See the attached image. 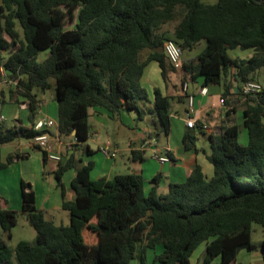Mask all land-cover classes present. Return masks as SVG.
<instances>
[{
    "label": "trees",
    "instance_id": "obj_1",
    "mask_svg": "<svg viewBox=\"0 0 264 264\" xmlns=\"http://www.w3.org/2000/svg\"><path fill=\"white\" fill-rule=\"evenodd\" d=\"M64 8L68 14L77 9L74 27L69 29ZM166 40L174 41L182 52L201 40L205 47L176 70L163 51ZM234 48L254 53L247 59L232 58L228 51ZM0 51H9L0 69L16 82L8 89L9 96L19 105L28 101L29 122L27 127L0 123V146L19 139L31 141L42 133L34 130L33 123L37 92L47 89L54 90L62 139L73 138L76 144L88 139L92 107H103L114 117L122 110L134 111L138 119L150 112L159 132L168 134L171 97L155 88L152 106H147L151 100L141 78L148 63H157L163 80L169 72L175 73L181 88L198 78L202 87L224 81V97L231 86L226 82L231 68L237 83L257 81V72L264 81V0L212 4L202 0H0ZM46 51V57L38 60ZM260 85L257 97L242 102L240 123L228 119L218 134L209 135L206 159L213 167L209 179L197 164L185 181L170 183L164 194L155 185L145 194L140 174L94 180L91 162L79 165L70 155L54 171L56 185L63 190L62 175L76 169L71 181L75 198L61 202L69 214L65 225L46 219L35 206L33 191L26 190L30 184L21 181L20 211L35 230V238L31 243L19 241L11 249L0 236V264H131L138 243L144 248L162 245L154 264H190L201 243H206L203 264L215 258L219 264H229L240 249H253V225L264 228V84ZM201 125L197 121L196 127L202 129ZM241 136L245 143L240 142ZM195 141L194 131L184 134L186 149ZM33 148L42 153L45 164L46 154ZM12 159L9 156L6 163ZM5 165L0 163V168ZM16 222L17 211L0 205V231L10 238ZM86 229L93 233L92 244L84 239ZM260 250L264 259V238Z\"/></svg>",
    "mask_w": 264,
    "mask_h": 264
},
{
    "label": "crops",
    "instance_id": "obj_2",
    "mask_svg": "<svg viewBox=\"0 0 264 264\" xmlns=\"http://www.w3.org/2000/svg\"><path fill=\"white\" fill-rule=\"evenodd\" d=\"M214 2H216V0H210L209 2L204 3L212 4ZM231 51H233V55L230 54ZM228 53L232 58L247 59L252 56L254 50H240L239 48H234L229 50ZM195 56L196 55H194V57ZM194 57H183V60H189ZM155 64L157 63L154 61L148 63L142 75L141 83L143 86L144 84L147 85V83L150 84L148 85V93L151 102L147 105L149 108L152 106L153 89L158 88L163 95L171 97L169 133L164 134L163 132H159L158 123L155 122V119H152V127H149L147 124L141 123L140 125H142V129H140L139 127V129L141 130L140 134H134V136L127 137V140H125L124 145L121 146L117 138L125 134L120 127L118 128V125L117 127L112 128L114 130L113 135L108 134L106 131L104 135H100L101 130L98 126H102L105 128L107 125H110L112 121L119 119V122L121 123L120 125L131 128L133 124L135 126L138 125L135 122L136 120L144 122L145 117L143 116L142 119H138L137 114L134 111L127 110L120 111V114L114 117L109 111H107L103 107H92L89 109L88 116L90 134L85 142L80 144H76L77 142H75L74 144H71L73 138L62 139L59 137L61 142L59 145L56 144V147L60 151L62 163H64L70 155H73L76 158L79 165L91 162L92 165L90 170V177L94 180L100 178L108 179L117 174H140L143 178V190L145 194L149 192L153 185H155L156 190L159 194H164L167 191L168 185L170 183H180L185 181L190 171L197 164L200 165L202 173L207 179L212 176L213 167L206 159V155L210 151L209 135L218 134L221 131L222 124L228 119H235L236 123L241 122L237 121L239 120V115L241 116V104L244 99L242 98V96H240L241 83H237L231 76V74L234 72V68L230 69V75L226 77V82L230 81L231 83V86L229 87V93L225 96L226 101H228L229 104L227 103L225 105H222L219 102V98L223 96L222 93L224 91V81L222 82V84L217 85L222 86L221 90H211V88L209 87L210 85L205 86L207 88V93L204 95L200 94L199 92L200 88L202 87V78H198L194 82L186 83V94L193 96V108L190 115L198 122L207 127V129H200L198 127L189 129L186 127L185 124L187 98L181 91V86L179 84V79L177 75L173 72H169L166 80L162 79L161 81H157L156 83H154L153 81H151V74L154 72L150 73V67H152V70L154 71ZM156 67L160 74V69L158 65ZM254 77L255 79H259L261 77L263 79L261 72H257ZM42 104L43 103L38 99L37 113L41 115H43ZM45 104L46 106H48L49 101L46 100ZM232 108L234 109L229 113V115H227L226 110ZM55 112V107L54 109L53 107H50L47 109L46 115H53L55 114ZM47 117L51 118L50 116ZM17 124H21V121L18 120ZM190 130L195 132L196 141L193 147L186 149L183 143V136L186 132ZM151 132L154 134H151ZM148 137L155 138L156 146L160 150V154L167 155L169 158L168 162L160 163L154 157H152V152L150 148H147L145 150L142 149L141 146ZM89 142L92 143V145ZM13 143L14 142L9 143L8 146L1 145L0 156L2 155V151L4 150L3 156L6 158V160L9 156H13L12 163L14 164V167H17V165L19 164L20 167H22V165H24V162L22 161L24 157H17V154H26V158L30 157V154L27 152L26 149H31V147L33 148V144L31 143V141L28 140L26 145L23 147ZM100 148H106L109 151H114L115 157L110 158L108 156L103 155L99 151ZM133 151L135 153H132ZM119 155H122L123 157V161L121 164L117 161ZM56 167L51 168L50 172L54 174ZM26 168L28 169V167H25V169ZM36 172H38L39 176L42 178V171L39 163ZM24 174L25 173H23L22 171L19 172V175L22 177L21 181L26 182L24 180ZM75 174V168H70L65 171L61 177L63 190L57 185L53 187L55 191L59 189L58 194L54 195V203H51V197L45 195L44 205L46 207H37L38 209L43 211L46 219L53 221L55 224L65 225L69 222V214H66L61 208V202L63 198L69 201L74 200L75 192L71 187V181L74 178ZM53 188H51L52 192ZM26 190L33 191L36 202V192L33 187L31 188L29 186L26 188ZM8 198L9 197L0 196L1 207L15 210L13 208V204L9 201ZM56 220H59V223H56ZM84 239L89 244H92L95 240L93 233H90L88 229L84 230ZM199 246H201V264H203V256L205 253L206 243H201ZM162 250L163 247L160 244L156 245L153 248H144L143 244L138 243L135 258L132 260L131 264H154V257L156 255L161 254ZM194 251L192 252L189 258L190 264H200V257H196L194 259V262L191 261V257L193 256ZM253 251H256L255 254H253ZM212 262H214V264H219L220 259L215 258ZM155 264L158 263L156 262ZM229 264H264V259L262 257L261 252H257V249L254 245L253 249H240L234 260L231 261Z\"/></svg>",
    "mask_w": 264,
    "mask_h": 264
},
{
    "label": "rangeland",
    "instance_id": "obj_3",
    "mask_svg": "<svg viewBox=\"0 0 264 264\" xmlns=\"http://www.w3.org/2000/svg\"><path fill=\"white\" fill-rule=\"evenodd\" d=\"M203 2H209L210 0H202ZM74 9V8H73ZM76 13L77 9L73 10L71 14H68L66 9H63L64 14V20H65V28L69 29L74 27V23L76 21ZM18 27V26H17ZM19 28V27H18ZM171 29V26H165L164 29ZM205 47V40H201L199 43L194 45L191 50H185L183 51V57H194V55H197L203 48ZM242 50V49H240ZM48 54V51L41 52L38 55V60H43L46 55ZM231 55H233V51L230 52ZM9 55V51H0V62L4 61ZM154 66V65H153ZM157 64H155V70H152V67H150V73H152V79L154 83L157 81H161L162 78L159 74V71L157 69ZM2 80V72L0 71V82ZM259 83L262 85L264 84V81L261 78L256 79ZM148 85L149 83L144 84V88L148 91ZM211 90H221L222 86L217 85H210L209 86ZM10 87L5 85L4 83H0V115L3 116L4 120L0 123L3 124L4 127H13L15 124H17V121H21V124L23 126H29V122L27 119L28 112L26 109H22L19 106V103L15 102L14 99H11L9 96L8 89ZM3 92V93H2ZM38 99L43 103V115H46L47 109L55 107V114L50 115L47 114L46 116H50L52 119L56 120L57 117V104L54 99V90L53 89H47L42 92H37ZM49 101V105L46 106L45 101ZM19 101H22L21 98H19ZM143 105V104H141ZM147 105V104H146ZM143 107V106H142ZM147 107V106H146ZM148 108V107H147ZM145 121L141 122L139 120H136L137 126L133 124L131 128L124 127L123 125H120L119 119L114 120L110 123V125H107L105 128L102 126H98L101 130L100 135H104L106 132L110 135H113L114 130L113 127H120L124 134L123 136H119L117 139L121 146L124 145L125 140H127V137L134 136V134H140L141 130V123L147 124L149 127H152L151 121H152V115L150 112H145ZM241 121V116L239 115V120L237 122ZM140 127V129H139ZM106 131V132H105ZM245 131L243 130L242 133ZM240 142L245 143V138L240 137ZM27 143V140L25 139H19L14 141L13 144L25 146ZM90 143V142H89ZM92 145V143H90ZM7 145L8 144H4ZM11 145V144H10ZM3 146V145H2ZM1 150V149H0ZM27 152L30 154V157L26 158L24 157L22 161L24 162V165L20 167V164L17 165V167H14V164L12 161L10 163H6V158L3 156L4 150L2 151V155L0 157V162L5 163L6 165L2 168H0V196L9 197V201L13 204V208L17 211V222L16 224L11 228V237L9 238L5 233L0 231V236L4 239L6 244L11 248L14 249L16 244L19 241H27V242H33L35 238V230L28 222V219L26 217V214L20 211V205H21V195H20V181L22 180V177L19 175V172L22 171L25 173V181L30 183V187L35 190L36 192V207L41 208L42 206L46 207L44 205L45 201V195L48 197H51V203H54V195L58 194L59 189L55 191L53 187L56 185V181L54 178V174L50 172L51 168L56 167V162L52 160H48L45 164H43L42 158H41V152L37 149H34L31 147L26 149ZM97 154V153H95ZM118 163L120 164L123 161L122 155L117 158ZM38 163L40 164L41 171H42V178L39 176L37 171ZM12 165V166H11ZM37 166V167H36ZM25 167H28V169ZM51 188H53V192L51 191ZM53 201V202H52ZM64 212L68 214L65 210ZM56 223H59V220L55 221ZM252 234H251V242L255 245V248L257 249V252L260 251V242L264 238V228L254 224L252 227ZM200 248L201 246L197 247V249L194 251L193 256L191 257V261L194 262V259L196 257H200V264L202 257L200 255ZM256 251H253V254H255ZM211 264H214L212 262Z\"/></svg>",
    "mask_w": 264,
    "mask_h": 264
},
{
    "label": "built area",
    "instance_id": "obj_4",
    "mask_svg": "<svg viewBox=\"0 0 264 264\" xmlns=\"http://www.w3.org/2000/svg\"><path fill=\"white\" fill-rule=\"evenodd\" d=\"M163 51L167 58L169 59L170 64L175 68L176 70H181L184 64V60L182 57V50L179 45H177L172 40H166L163 43ZM2 72L3 80L2 83L5 85L14 88L16 82L12 79H9L5 77V73L3 68L0 69ZM182 92L186 94L187 84L184 83L182 85ZM262 89V86L257 81L248 80L241 84V95L243 99L246 98H255L260 93ZM200 94H206L207 88L201 87L200 88ZM187 98V110L185 112V124L188 128H195L197 126V120L194 119L190 113L192 112L193 108V96L192 95H186ZM219 102L222 105L226 104V97L222 96L219 98ZM20 108L26 109L28 106V101H22L20 103ZM3 116L0 115V121H3ZM34 130L42 131L41 134L35 136L31 139V143L34 146H37L40 150H42L46 154L47 160H52L56 163L61 161V154L59 149L56 147V144H60V139L58 135V128H57V122L49 118L45 115H41L36 113L35 120L33 123ZM202 129H207L205 125H201ZM76 142L75 139L71 141V144H74ZM142 149H149L152 152V157H154L158 162L165 163L169 161V158L167 155L160 154V150L156 146V140L155 138L148 137L144 143L142 144ZM103 155L108 156L110 158L115 157L114 151H109L106 148H100L99 150Z\"/></svg>",
    "mask_w": 264,
    "mask_h": 264
},
{
    "label": "water",
    "instance_id": "obj_5",
    "mask_svg": "<svg viewBox=\"0 0 264 264\" xmlns=\"http://www.w3.org/2000/svg\"><path fill=\"white\" fill-rule=\"evenodd\" d=\"M255 1H258V0H255Z\"/></svg>",
    "mask_w": 264,
    "mask_h": 264
}]
</instances>
